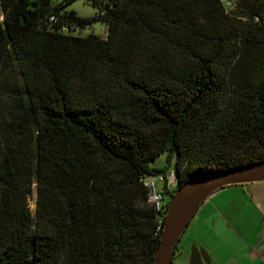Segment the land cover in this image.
Here are the masks:
<instances>
[{
  "label": "trees",
  "instance_id": "trees-1",
  "mask_svg": "<svg viewBox=\"0 0 264 264\" xmlns=\"http://www.w3.org/2000/svg\"><path fill=\"white\" fill-rule=\"evenodd\" d=\"M73 1L0 0V264H154L151 161L264 159V0Z\"/></svg>",
  "mask_w": 264,
  "mask_h": 264
},
{
  "label": "crops",
  "instance_id": "crops-1",
  "mask_svg": "<svg viewBox=\"0 0 264 264\" xmlns=\"http://www.w3.org/2000/svg\"><path fill=\"white\" fill-rule=\"evenodd\" d=\"M187 231L179 249L183 264H195L193 255L210 256V264H264V181L216 190L201 204L185 235Z\"/></svg>",
  "mask_w": 264,
  "mask_h": 264
},
{
  "label": "water",
  "instance_id": "water-1",
  "mask_svg": "<svg viewBox=\"0 0 264 264\" xmlns=\"http://www.w3.org/2000/svg\"><path fill=\"white\" fill-rule=\"evenodd\" d=\"M264 181V159L207 175H196L177 186L170 195L160 244L154 252V264H173L178 243L201 204L216 190L235 184ZM208 256H192L200 264ZM210 264V263H209Z\"/></svg>",
  "mask_w": 264,
  "mask_h": 264
},
{
  "label": "rangeland",
  "instance_id": "rangeland-1",
  "mask_svg": "<svg viewBox=\"0 0 264 264\" xmlns=\"http://www.w3.org/2000/svg\"><path fill=\"white\" fill-rule=\"evenodd\" d=\"M53 2H56V0H52ZM66 9L68 10H75L78 14L83 16H90L94 15L99 9L97 6L93 5L90 0H75L71 4L67 5ZM91 32H94L95 34L106 36L107 34V26L102 21H96L91 25H88L82 29L75 30L76 34L80 35H87ZM175 160L176 156L174 153L164 152L160 154L155 160L151 161L150 166L155 167H165L167 174H170L172 171H175ZM154 180L157 182L158 185L162 183V179L160 175H154L152 176ZM170 197H168L165 202L169 201ZM28 203L32 211H35L36 207V189H34L33 194H31L28 198ZM190 227V226H189ZM185 233V232H184ZM188 231L186 232V235L183 234L176 250V253L173 257V264H183V258L185 255L180 256L179 249L182 247V243L188 239ZM184 240V241H183ZM186 248L187 244H186ZM192 245L189 247V253L191 252Z\"/></svg>",
  "mask_w": 264,
  "mask_h": 264
},
{
  "label": "built area",
  "instance_id": "built-area-1",
  "mask_svg": "<svg viewBox=\"0 0 264 264\" xmlns=\"http://www.w3.org/2000/svg\"><path fill=\"white\" fill-rule=\"evenodd\" d=\"M227 11L233 10L238 4L239 0H221ZM162 183L160 185L150 175H146L142 178L143 184L149 189L150 201L154 204L155 208L166 214L169 201L165 200L170 197L177 187V179L175 172L170 174H160ZM164 214V215H165ZM161 223V221H160ZM162 224V223H161ZM159 225V228H163V225Z\"/></svg>",
  "mask_w": 264,
  "mask_h": 264
}]
</instances>
